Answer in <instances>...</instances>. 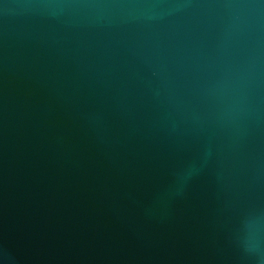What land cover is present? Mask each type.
Segmentation results:
<instances>
[{"label": "water", "instance_id": "water-1", "mask_svg": "<svg viewBox=\"0 0 264 264\" xmlns=\"http://www.w3.org/2000/svg\"><path fill=\"white\" fill-rule=\"evenodd\" d=\"M0 264H264V0H0Z\"/></svg>", "mask_w": 264, "mask_h": 264}]
</instances>
